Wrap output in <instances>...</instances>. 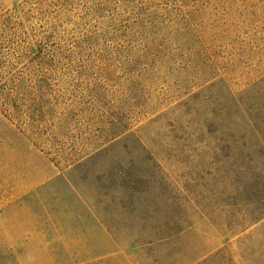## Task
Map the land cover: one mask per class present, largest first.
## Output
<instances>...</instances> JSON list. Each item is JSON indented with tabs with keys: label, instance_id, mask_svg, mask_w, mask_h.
Returning a JSON list of instances; mask_svg holds the SVG:
<instances>
[{
	"label": "rangeland",
	"instance_id": "1",
	"mask_svg": "<svg viewBox=\"0 0 264 264\" xmlns=\"http://www.w3.org/2000/svg\"><path fill=\"white\" fill-rule=\"evenodd\" d=\"M48 1L0 103V264H264V0Z\"/></svg>",
	"mask_w": 264,
	"mask_h": 264
},
{
	"label": "trees",
	"instance_id": "2",
	"mask_svg": "<svg viewBox=\"0 0 264 264\" xmlns=\"http://www.w3.org/2000/svg\"><path fill=\"white\" fill-rule=\"evenodd\" d=\"M50 3L53 2L26 0L17 9L0 14V103L5 106L14 104L18 97L16 90L19 85L13 76L15 68L23 63L30 64L40 57L42 48L29 41L28 24L37 19L34 14L40 16L48 11Z\"/></svg>",
	"mask_w": 264,
	"mask_h": 264
},
{
	"label": "crops",
	"instance_id": "3",
	"mask_svg": "<svg viewBox=\"0 0 264 264\" xmlns=\"http://www.w3.org/2000/svg\"><path fill=\"white\" fill-rule=\"evenodd\" d=\"M16 1L18 0H0V10L12 5Z\"/></svg>",
	"mask_w": 264,
	"mask_h": 264
}]
</instances>
